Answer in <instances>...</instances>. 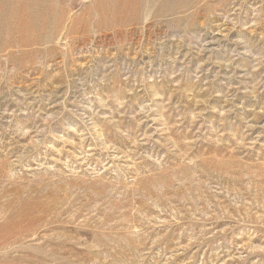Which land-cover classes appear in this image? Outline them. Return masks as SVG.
Listing matches in <instances>:
<instances>
[{
  "label": "rangeland",
  "instance_id": "1",
  "mask_svg": "<svg viewBox=\"0 0 264 264\" xmlns=\"http://www.w3.org/2000/svg\"><path fill=\"white\" fill-rule=\"evenodd\" d=\"M0 264H264V0H0Z\"/></svg>",
  "mask_w": 264,
  "mask_h": 264
}]
</instances>
